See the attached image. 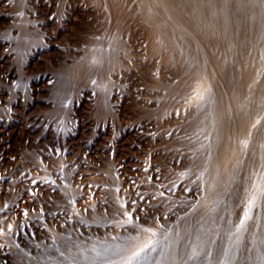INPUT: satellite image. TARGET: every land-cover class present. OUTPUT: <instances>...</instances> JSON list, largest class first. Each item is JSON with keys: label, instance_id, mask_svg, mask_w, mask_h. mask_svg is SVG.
Instances as JSON below:
<instances>
[{"label": "rangeland", "instance_id": "374dc122", "mask_svg": "<svg viewBox=\"0 0 264 264\" xmlns=\"http://www.w3.org/2000/svg\"><path fill=\"white\" fill-rule=\"evenodd\" d=\"M71 2L72 13L57 27L54 21L45 23L51 10L47 0H30L31 20L48 30L37 38L22 36L20 43L25 17L15 13L14 0H0V264H16L26 253L54 264H86L81 252L77 260H67L64 243L53 233L87 240L116 229L93 218L94 211L115 213L106 175L111 169L122 179L124 215L134 222L121 227L124 255L93 258L94 264H122L150 241L154 250L142 254L140 264H264V0H230L237 34L249 19V56L242 50L235 56L237 81L246 72L240 66L250 63V126L244 132L239 108L243 116L235 126L228 114L232 126L221 141L214 119L202 141L196 108L167 109L160 99L163 89L152 85L159 78L173 81V69L143 63L136 36L130 39L134 56L125 61L131 68L110 74L118 82L114 90L90 85L97 77L90 70L92 58L84 59L86 76L79 78L75 67L87 50L83 37L98 12L80 0ZM181 7L190 13V5ZM214 73L209 81L213 101L220 94L229 107L227 98L233 102L235 97L232 80L231 87L222 84ZM214 139L220 169L211 168L209 148L203 153L206 162L184 176L198 163L201 147ZM209 171L206 184L203 176ZM68 176L76 207L64 189ZM218 183L224 190L216 196L210 190Z\"/></svg>", "mask_w": 264, "mask_h": 264}, {"label": "bare ground", "instance_id": "6f19581e", "mask_svg": "<svg viewBox=\"0 0 264 264\" xmlns=\"http://www.w3.org/2000/svg\"><path fill=\"white\" fill-rule=\"evenodd\" d=\"M14 2L15 13H23L25 17L21 23L20 43L24 42L22 36L30 35L34 38L43 36L48 27L44 25L40 27L36 18L31 20L28 10L30 0H14ZM47 2L51 10L49 16L44 18L45 23L54 21L57 27L63 26L64 20L72 13L71 0H47ZM80 3L86 7L94 6L98 17L83 37L87 50L86 55L78 60L75 67L79 78L86 76L84 59L92 58L95 67L90 70L97 77L93 81L90 79V85L93 84L92 86L99 91L114 90L118 82L110 74L131 68L132 65L125 61L134 56L130 39L136 36L135 39L139 40V45L144 49L141 54L143 63L155 61L158 69L164 67L173 69L175 74L173 81L159 78L152 86L163 89L160 99L167 109L178 105L185 110L196 108L195 127L204 135L202 141L212 124V119L216 126L215 135L220 136L221 139L218 141H221L225 131H228L227 126H232L231 121L228 124V116H231L235 126L238 125L236 120L238 115L243 116L239 108L244 111L243 130L246 132L249 129L248 114L251 105L249 94L252 92L248 85L251 77L250 63L246 62L240 66L246 72L242 80L237 81L236 73L240 60L238 55L235 56L238 50H242L247 58L249 56L251 37L249 19L247 16L243 19L242 32L237 34L236 9L230 4V0H80ZM181 5L186 7L190 5L191 7H188L190 13L186 14ZM242 8L245 10L247 6L242 3ZM211 70L222 84L227 82L230 86L229 80H232L235 97L233 102H230L229 97L227 98L231 103L229 107L223 105L220 94L216 102L213 101L214 90L209 82L212 77ZM103 107L100 99L99 113L104 111ZM199 125L202 127H197ZM218 141L216 139L209 146L205 143L201 147L202 151L200 149L198 152V163L186 170L183 175L195 174L197 167H201L206 162L203 153L208 152L209 148L213 153L211 168L214 164L220 169L218 164L221 154ZM210 174L209 171L208 176H203L206 184L211 183ZM106 175L110 177L109 193L114 202L115 213L108 216V214L99 215L94 211L93 218L105 226L114 224L116 229H105L103 235L98 234L87 240L71 237L70 232L63 236L59 235L62 233H53L54 239L64 243L63 254L67 260H77L81 252L85 254L83 262L94 264L96 261H92L93 258L107 259L114 254V258L120 259L125 253V237L121 227L123 223L134 221L132 219L129 221L124 215L125 191L117 170L111 169ZM215 185L217 187L210 192L219 196L224 190V185L223 183ZM64 189L71 205L76 207L77 194L69 176L65 180ZM86 253L92 255L87 257ZM16 261V264H54L46 257L27 253L21 258L18 257Z\"/></svg>", "mask_w": 264, "mask_h": 264}, {"label": "snow or ice", "instance_id": "6c2138e0", "mask_svg": "<svg viewBox=\"0 0 264 264\" xmlns=\"http://www.w3.org/2000/svg\"><path fill=\"white\" fill-rule=\"evenodd\" d=\"M118 191V190H117ZM25 216L28 215L27 212L24 213ZM132 217L129 216L128 220L131 221ZM12 227L11 225H8V231H11ZM145 231H147V229H145ZM153 236H155V233L152 234ZM154 250L153 248V243L150 241L147 244H144L140 247V251L139 252H132V255L130 257H127L122 264H140V261L143 259V255H147L148 251ZM99 255V253H98Z\"/></svg>", "mask_w": 264, "mask_h": 264}]
</instances>
